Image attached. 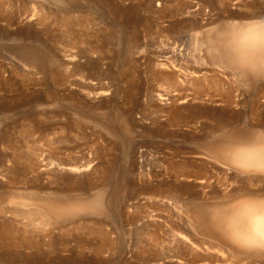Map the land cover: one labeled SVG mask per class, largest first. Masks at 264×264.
I'll list each match as a JSON object with an SVG mask.
<instances>
[{"label":"rangeland","instance_id":"obj_1","mask_svg":"<svg viewBox=\"0 0 264 264\" xmlns=\"http://www.w3.org/2000/svg\"><path fill=\"white\" fill-rule=\"evenodd\" d=\"M245 27L264 0H0V264H264Z\"/></svg>","mask_w":264,"mask_h":264},{"label":"bare ground","instance_id":"obj_2","mask_svg":"<svg viewBox=\"0 0 264 264\" xmlns=\"http://www.w3.org/2000/svg\"><path fill=\"white\" fill-rule=\"evenodd\" d=\"M262 22V21H261ZM260 22V23H261ZM261 24H263V23H261ZM260 24V25H261ZM247 25H248V23H247ZM246 25V27H248ZM258 26V23L257 24H255V26ZM251 26H253L252 24H251ZM244 28V31L245 32H248V37H245V38H241L240 39V46L243 48V49H241V50H244V52H247L246 51V49H251V51L250 52H253V53H255L254 54V56L252 57V59L253 58H255V56H257V54H262V56L264 55V29L260 32V30H259V33H261V35H259V41H258V43L256 44V41H254L252 38H254V37H252L251 35V27L250 28ZM242 29V28H241ZM231 30H229L227 33H229ZM240 31V30H239ZM253 31V30H252ZM242 31H240L239 33H241ZM239 36H241V35H239ZM233 38V37H232ZM239 41V40H238ZM232 44V39L230 40L229 39V42H227L226 43V47H229L230 45ZM239 45H236V46H239ZM235 46V45H234ZM252 48H256V51H255V49H253L254 51H252ZM237 49V48H236ZM258 49V50H257ZM228 51H230V50H228ZM258 51V52H257ZM232 53H233V51H232ZM236 53V52H235ZM240 54V53H239ZM241 55V54H240ZM250 56L251 55H253L252 53L251 54H249ZM234 56H236V54L234 55ZM233 57V56H232ZM233 60H235V58L233 59ZM236 60H238V59H236ZM251 60V59H250ZM239 61V60H238ZM241 61V60H240ZM229 62V61H228ZM235 62V61H234ZM243 62V61H242ZM241 62V63H242ZM228 65V64H227ZM240 63L238 64V65H233V66H231V67H233V68H235L237 71H239V70H241L242 69V65H240ZM243 65H245V63L243 64ZM235 70V71H236ZM239 72H241L242 74H243V72H242V70L241 71H239ZM251 72V71H250ZM240 73V74H241ZM192 75V74H191ZM249 75V74H248ZM250 76V75H249ZM244 77V76H243ZM195 80V79H194ZM194 80H193V82H194ZM188 81V80H187ZM191 82V81H190ZM192 84V83H191ZM227 97V96H226ZM229 100H230V98H229ZM56 214V213H55ZM256 215V214H255ZM255 215L253 216V218L254 219H251L252 220V222H250V228H251V233H249L248 234V236H246L245 237V233H244V237H243V242L244 243H246V245H245V250L246 249H248V250H250V249H253V250H257V252L255 253L256 255L254 256V257H259V258H263L264 257V219L263 218H255ZM259 215H260V213H259ZM262 215V214H261ZM263 216V215H262ZM247 221V220H246ZM249 221V220H248ZM248 221L246 222V223H248ZM249 224V223H248ZM245 227V226H244ZM240 228V227H239ZM250 228H249V230H250ZM238 230V229H237ZM247 230V229H246ZM243 231V230H242ZM243 233V232H242ZM246 233H248V232H246ZM238 234V233H237ZM239 234H241V231L239 232ZM242 235V234H241ZM238 236V235H237ZM241 245V244H240ZM242 246V245H241ZM253 253H254V251H253ZM239 258V257H238ZM249 259V258H248ZM247 259V260H248ZM241 260V259H240ZM244 260V259H243ZM246 260V262L247 263H249V261H247ZM233 262V261H232ZM239 261L237 260V263H238ZM235 263V262H234ZM233 263V264H234ZM236 263V264H237ZM240 263V262H239Z\"/></svg>","mask_w":264,"mask_h":264}]
</instances>
